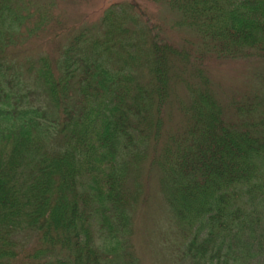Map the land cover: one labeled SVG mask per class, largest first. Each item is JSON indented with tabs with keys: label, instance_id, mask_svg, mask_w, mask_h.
Returning a JSON list of instances; mask_svg holds the SVG:
<instances>
[{
	"label": "trees",
	"instance_id": "1",
	"mask_svg": "<svg viewBox=\"0 0 264 264\" xmlns=\"http://www.w3.org/2000/svg\"><path fill=\"white\" fill-rule=\"evenodd\" d=\"M151 2L20 58L55 0H0V264H141L152 176L170 264H264V0ZM211 58L248 84L212 86Z\"/></svg>",
	"mask_w": 264,
	"mask_h": 264
},
{
	"label": "rangeland",
	"instance_id": "2",
	"mask_svg": "<svg viewBox=\"0 0 264 264\" xmlns=\"http://www.w3.org/2000/svg\"><path fill=\"white\" fill-rule=\"evenodd\" d=\"M129 1L142 6L149 14L159 10V5L152 3L151 0H55L54 7L50 10L51 21L46 28L22 43L20 58L39 53L57 54L82 24L98 20L103 10L111 4ZM208 62L210 72L208 76L212 86L217 84L222 88L243 89L244 85L248 84L247 75L254 71V67L250 71L252 61L244 59L223 61L211 58ZM173 93L183 95L181 87L175 88ZM168 114L167 126L171 128V125L175 126L179 121L178 114L175 111H169ZM146 184L147 196L134 210L131 248L141 264H170L169 254L161 247L162 233L168 232V213L160 200L155 177L146 179Z\"/></svg>",
	"mask_w": 264,
	"mask_h": 264
}]
</instances>
